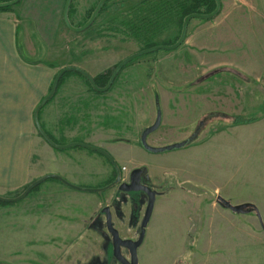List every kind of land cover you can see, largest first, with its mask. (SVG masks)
Masks as SVG:
<instances>
[{
  "label": "rangeland",
  "instance_id": "374dc122",
  "mask_svg": "<svg viewBox=\"0 0 264 264\" xmlns=\"http://www.w3.org/2000/svg\"><path fill=\"white\" fill-rule=\"evenodd\" d=\"M71 1L70 25L80 27L99 0ZM142 1L108 0L87 30L72 32L62 22L54 38L46 32L45 43L30 30L19 50L27 59L45 60L54 77L68 66L93 80L110 76L123 59L144 49L113 29ZM221 7L210 21L190 20L177 49L132 59L104 93L79 74H66L39 111L38 124L56 144L106 147L121 168L144 166L151 185L163 192L153 204L137 264H264V232L256 214H234L215 201L219 196L233 205L252 203L264 225V0H221ZM178 35L170 25L152 44H172ZM158 108L162 124L146 144L183 142L197 131L184 148L150 153L138 146ZM31 112H0V172L12 164L2 152L20 144L2 141L1 134L31 129L30 140L20 144L30 151L24 161L28 184L51 173L93 189L109 178V165L97 153L51 148L32 125ZM250 119L256 120L233 125ZM3 178L2 198H15L28 185L12 192L11 180ZM113 193L74 190L47 179L20 201L0 203V264H110V236L102 224L105 236L91 228L100 207H110L122 239L137 236L128 204L120 205L122 218L115 216ZM122 255L129 259L123 250Z\"/></svg>",
  "mask_w": 264,
  "mask_h": 264
},
{
  "label": "crops",
  "instance_id": "0c3cea01",
  "mask_svg": "<svg viewBox=\"0 0 264 264\" xmlns=\"http://www.w3.org/2000/svg\"><path fill=\"white\" fill-rule=\"evenodd\" d=\"M64 1L21 0L9 10L0 11V112H33L41 99L47 95L54 79L53 68L45 60L34 61L24 57L19 50V40L24 41L30 37L28 34L30 30L35 32V39L44 43L46 32H51L54 38L55 32L60 29L59 25L63 22L61 13H63ZM13 116L14 114L9 113L10 118ZM7 125L5 123L2 126ZM26 125L29 128V124ZM9 127L14 126L10 124ZM29 133L24 135L18 130L14 136L12 129L9 133H5L6 137L1 134V138H5L2 141L17 142L22 145L30 140ZM20 144L10 149V153L5 151L1 154L7 158L11 157L9 162L13 165H10L9 170L0 172V177L5 176L3 180H11L13 185L9 187L12 192L22 188L29 181L27 165L24 161L29 158L30 151L29 147L24 148ZM7 152L8 154L4 155ZM14 166L16 173L13 170ZM9 187L5 190L10 189ZM0 195L3 194L0 192Z\"/></svg>",
  "mask_w": 264,
  "mask_h": 264
},
{
  "label": "water",
  "instance_id": "95a60500",
  "mask_svg": "<svg viewBox=\"0 0 264 264\" xmlns=\"http://www.w3.org/2000/svg\"><path fill=\"white\" fill-rule=\"evenodd\" d=\"M21 0H9L7 2H0V9L3 8H8V7H12L14 5H16V3H19ZM108 0H99L96 7L94 8V10L91 12V15L88 19L87 22H85V24H82V26L80 27H74L70 25L69 22V18H68V12L70 9V5H71V0H65V4H64V8H63V13L62 14V21L64 23V26H66L67 29H69L72 32H76V33H80L83 32L85 30H87L91 24L94 23V21L96 20L97 16L99 15V13L101 12V9L103 7V5L107 2ZM215 1V9L213 12L209 13V14H197V13H192L187 15L182 21V26H181V31L179 32L180 35L177 39V41L173 44L170 45H156L155 47L152 46L150 48L147 49H143L140 50L136 53L131 54V56L129 55L128 57H126L125 59H123L113 70V72H111V76L107 82V84L104 87H98L95 85V82L93 80V78H91V76H89V74H86L85 71H82V69L78 68V67H74V66H68V67H64L61 70L58 71L57 74H55L56 76L54 77V80L52 82V85L50 86V90L47 93V95L41 99V101L37 104V106L35 107L34 111L32 112V118H33V125L35 126L37 132L39 133V136L53 149H57V150H64L67 149L69 147H83V148H87V149H91V150H95L100 152L101 154H103L106 158H108L111 162H113L112 158H110V156H108L107 153H105L103 150L98 149L96 147H91L88 146L87 144L85 145L84 143H79V142H72V143H68V144H64V145H58L55 144L53 141H51V139L45 134V132L43 131V129L41 128L39 121H38V111H40L47 103V101H49L50 98H53V96L55 95V92L57 90V86L59 84V81L61 79V77L63 76V74L67 73V72H75L76 74H80L81 76H83L87 82L90 84L89 86H91L93 88L94 91L99 92V93H104L106 91H108L111 88V84H113L116 76L118 75L119 71L125 66L127 65L129 62L132 61V59L134 58H138V57H143V55L158 51V50H175L178 47H180L181 44L184 43L185 38H186V32H187V28L188 25L190 23V20L192 19H198V20H206V21H210L212 19H214V17H216L220 11H221V0H214ZM161 113L160 111H157L156 114V119H154V123L149 126L148 128H145L143 131H141V135H140V144L141 147L145 150L148 151L150 153H164V152H169V151H173V150H177V149H181L184 148L186 145H188V142H190L195 136L197 131L187 140L185 141H181V142H176L174 144L171 145H167V146H162V147H153L150 146L148 144H146V138L149 134H151L153 131H155L159 125H160V121H161ZM202 125V124H201ZM147 172V169H145V167L142 168H135L130 172V182L131 184H133L134 182H139L140 180V174L143 171ZM47 179H55L58 180L59 182H61L62 184H64L65 186L74 189V190H79V191H86V192H97L98 190L95 189H88L87 188H81L78 186H75L73 184H70L69 182H67L65 179H63L61 176L56 175V174H47L37 180H35L34 182L30 183L27 185V187L15 198H6L0 196V202L2 203H15L17 201H20L21 199H23L24 197H27L28 193L33 190L35 187H37L39 184H41L42 182H44ZM146 179L148 181L149 176L146 173ZM138 188L135 187H129V190H137ZM221 207L226 208L227 210H229L231 213H236V214H241V215H247V213L253 212L256 214L257 220L259 225L261 226L262 231L264 232V225L260 216V213H258V210L256 208V206L252 203L246 202L243 204H232L231 202H228L227 200H225L224 198H221L219 196L216 197L215 200ZM154 202H155V193L154 192H150L149 194V198H148V202L146 204V208L144 211L143 216L141 217L142 220L140 222V227L138 228L139 230V234L136 240H131V239H122L119 234L118 231L115 230V228H113V224L111 221V216L109 213V208L105 207L103 209V213L106 214V231L108 232L110 239H111V245H112V259L114 260V262H119L120 264H137V249L140 247V245L142 244V241L144 239L145 236V228L150 220V216L152 214V210L154 207ZM124 248L126 249V251H128L127 255H129V259H126L123 255H121V249Z\"/></svg>",
  "mask_w": 264,
  "mask_h": 264
},
{
  "label": "trees",
  "instance_id": "16d2710c",
  "mask_svg": "<svg viewBox=\"0 0 264 264\" xmlns=\"http://www.w3.org/2000/svg\"><path fill=\"white\" fill-rule=\"evenodd\" d=\"M3 1L7 2L9 0H3ZM105 4L103 5L101 12L103 11ZM214 7H215L214 0H143L138 6H135L131 10H129V13L126 16H124L119 22H117L120 26L119 29L118 28L117 29L113 28V29L114 31L117 30L121 32L123 36L136 40L140 44L144 45L143 46L144 49L145 48L147 49L152 46H155L154 44H152V39L157 35H159L160 33L166 31L168 29V26L173 25L178 29V33H179L181 31V26L183 23L182 20L187 15L192 13H197L201 15L209 14L214 11L215 9ZM9 9L10 7L3 8L0 9V11H7ZM69 12H71V5ZM178 37L179 35L175 38V41L173 43L177 41ZM71 73H75V72H67L63 74L57 88L60 86L64 76H66V74H71ZM110 76H102V75L97 76L94 79L95 85L98 87H104L107 84ZM81 77L86 81V83L89 86L90 84L87 82V80L83 76ZM91 89L93 90L92 87ZM50 101L51 98L49 99V101H47L46 105ZM38 117H39V113H38ZM255 120L253 119L244 120V121L235 120V122H233V125L238 126L243 124H250L255 122ZM45 134L52 141H54L53 138L48 135V133L45 132Z\"/></svg>",
  "mask_w": 264,
  "mask_h": 264
},
{
  "label": "flooded vegetation",
  "instance_id": "af4514ba",
  "mask_svg": "<svg viewBox=\"0 0 264 264\" xmlns=\"http://www.w3.org/2000/svg\"><path fill=\"white\" fill-rule=\"evenodd\" d=\"M88 19H89V17H88ZM158 111H160L159 108H158ZM161 124H162V121H160L159 127L161 126ZM140 135H141V133H140ZM70 143H72V142H70ZM139 144H140V137H139ZM139 144H138V146L141 147V145H139ZM58 145H63V144H58ZM87 145L91 146V147H96L98 149L103 150L105 153L108 154V156H110V158H112V155L110 154V152L107 150L106 147L96 146V145H93L90 142ZM154 147H158V146H154ZM88 150H89L90 153H93V152H94L93 154L97 153L98 157L105 159L106 162L109 165V169H110V173H111L108 179H106L105 181H102L99 186L93 188L95 190H98L97 192H93V193H98V195H100V194L105 193V192L110 191V190L114 191L111 203H112V207H114L115 210H116L115 213H117V214L115 216H117V218H122V212H120L121 211L120 210V205H122V204L123 205H127L128 204V206L131 207V210H132V212H131V218H132L131 224L134 227L137 226V227H135V229L137 231V236H136L135 239H137L138 234H139L138 228L140 227V222L142 220L141 217L144 214V211H145V208H146V204L148 202V198H149L150 192H154L155 193V199H156V196H158L160 194L162 195L163 192H160V191H158V189L154 188L151 185L149 179L147 181L146 173L148 174V172H146L145 170L140 174L139 182H134L133 184H131L130 177H129L130 172L133 169H135V168H142L144 166H138V167H135V168H131V169L125 170V168H121L117 164V162L115 161L114 158H112L113 162H111L108 158H106L100 152L95 151V150H91V149H88ZM123 170L126 171L125 173L128 176L126 180H123V177H122V175L124 174ZM129 187H135V188H138V189L137 190H129ZM81 188H86V187L83 186ZM105 207L109 208V213H110V216L112 218V212H111L110 207L108 205H104V206H101L99 211H98V218H96V220L93 221L92 224H91V228L94 229L95 231L101 233L102 235H104V233L101 232V230H102L101 229V224L104 226L105 231H106V219H105L106 218V214L102 212ZM142 207H143V209H142ZM142 210H144L143 214H142L141 217H139L141 215V211ZM139 218H140V220L138 222ZM111 221H112V219H111ZM112 224H113V221H112ZM113 228H115L114 224H113ZM115 230H117V229L115 228ZM118 234H119V232H118ZM110 242H111V239H110ZM110 242H109V246H110ZM122 250L125 251L126 253H128V251H126V249L122 248L121 249V255H122ZM110 264H120V263L117 262V261L114 262L113 259H110Z\"/></svg>",
  "mask_w": 264,
  "mask_h": 264
}]
</instances>
